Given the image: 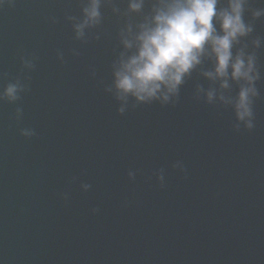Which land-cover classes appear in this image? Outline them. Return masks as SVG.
<instances>
[{
	"label": "water",
	"instance_id": "95a60500",
	"mask_svg": "<svg viewBox=\"0 0 264 264\" xmlns=\"http://www.w3.org/2000/svg\"><path fill=\"white\" fill-rule=\"evenodd\" d=\"M159 2L102 0L79 39L85 0L0 4V91L25 85L0 100V264H230L231 81L205 56L167 102L115 88Z\"/></svg>",
	"mask_w": 264,
	"mask_h": 264
},
{
	"label": "clouds",
	"instance_id": "9594fccd",
	"mask_svg": "<svg viewBox=\"0 0 264 264\" xmlns=\"http://www.w3.org/2000/svg\"><path fill=\"white\" fill-rule=\"evenodd\" d=\"M3 2L0 0V4ZM101 4L102 0H85L82 19L73 25L76 38L84 37L85 29L100 23ZM249 4L250 0H226V5H222V0H160L133 38L123 41L126 48L135 47L136 51L122 57L114 73L119 98L132 96L141 102H167L179 93L185 77L208 56L214 67L204 75L219 80L222 89H228L230 81L239 84L235 96L225 98L221 94L220 99L232 105L237 121L249 130L254 128V98L259 96L256 81L261 77L257 55L246 52L247 45L234 52L241 39L254 31L253 24L245 20ZM143 5L144 0H130L129 8L139 12ZM252 15L257 19L264 16V8L255 9ZM68 19L77 20L71 16ZM253 44L259 48L261 39H255ZM58 57L63 60L62 53ZM21 59L25 68L35 67V57ZM24 90L25 85L19 80L9 82L0 91V100L15 102ZM215 95V90L208 91V100L211 102ZM22 111L17 107V113ZM236 127L239 129L240 124ZM21 131L25 136L34 135V130Z\"/></svg>",
	"mask_w": 264,
	"mask_h": 264
}]
</instances>
